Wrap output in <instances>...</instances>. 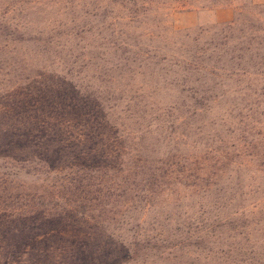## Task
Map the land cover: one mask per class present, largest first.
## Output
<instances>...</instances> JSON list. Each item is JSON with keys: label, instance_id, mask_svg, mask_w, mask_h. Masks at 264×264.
Segmentation results:
<instances>
[{"label": "rangeland", "instance_id": "1", "mask_svg": "<svg viewBox=\"0 0 264 264\" xmlns=\"http://www.w3.org/2000/svg\"><path fill=\"white\" fill-rule=\"evenodd\" d=\"M108 262L264 264V0H0V264Z\"/></svg>", "mask_w": 264, "mask_h": 264}, {"label": "trees", "instance_id": "2", "mask_svg": "<svg viewBox=\"0 0 264 264\" xmlns=\"http://www.w3.org/2000/svg\"><path fill=\"white\" fill-rule=\"evenodd\" d=\"M7 205H9V203H6ZM4 207H7L6 209L7 210H9V206H5L4 205ZM13 209V208H12ZM12 209H10V210H12ZM4 213H6V211H5V208H4ZM45 214H49V212H45ZM7 216V218H9V216H8V214L6 213V215H5V217ZM48 217L49 218H52V217H50L49 215H48ZM82 217H85V216H82ZM53 220H55V223H57V225L58 226H55V227H60L61 225L58 223V221H59V219H56V218H52ZM26 220H28V219H26ZM29 221H31V220H29ZM21 222H26L25 220H22ZM48 225H49V227H52L53 226V224L52 223H48ZM63 229V228H62ZM54 231L53 232H50L51 230L50 229H47L45 232H44V234H43V236H41V237H43L44 239L43 240H46L47 239V237H50L51 239L52 238H54V235H57L59 232H61V229L60 230H57V229H53ZM40 241H42V239L40 240ZM53 243V242H52ZM138 251V250H137ZM136 254H137V252H134L133 253V255L134 256H136ZM128 255L126 254L125 255V253H124V257H127ZM104 264H116V262H114V263H110V262H108V263H104Z\"/></svg>", "mask_w": 264, "mask_h": 264}]
</instances>
